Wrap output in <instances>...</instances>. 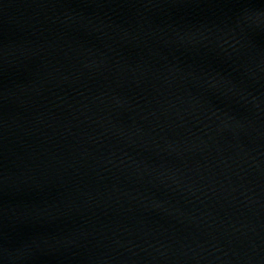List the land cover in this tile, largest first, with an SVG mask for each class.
Wrapping results in <instances>:
<instances>
[{"label":"water","instance_id":"water-1","mask_svg":"<svg viewBox=\"0 0 264 264\" xmlns=\"http://www.w3.org/2000/svg\"><path fill=\"white\" fill-rule=\"evenodd\" d=\"M0 264H264V0H0Z\"/></svg>","mask_w":264,"mask_h":264}]
</instances>
